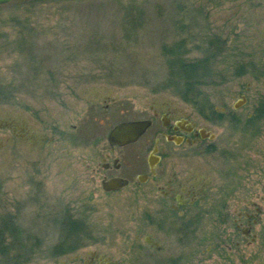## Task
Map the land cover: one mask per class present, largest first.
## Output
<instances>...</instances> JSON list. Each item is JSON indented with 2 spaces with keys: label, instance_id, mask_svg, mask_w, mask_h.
I'll return each instance as SVG.
<instances>
[{
  "label": "rangeland",
  "instance_id": "374dc122",
  "mask_svg": "<svg viewBox=\"0 0 264 264\" xmlns=\"http://www.w3.org/2000/svg\"><path fill=\"white\" fill-rule=\"evenodd\" d=\"M176 43L183 44L187 60L209 57L213 80L202 87L208 96L200 97L204 98L200 102L210 103L220 113L224 104L230 107L235 101L238 85L231 74L237 62H264V0H14L2 4L0 125L5 119L24 123L41 118L47 124L71 125L87 117L95 125H114L146 116L165 101L193 112L177 95L179 91L167 86L170 69L164 48ZM223 72L230 79L224 85L219 81ZM230 124L229 118L222 119L224 126L214 142L222 152L208 160L217 173L231 167ZM109 130L83 131L75 147L72 128H64L60 134L53 133L63 147L46 154L17 140L10 129L0 128L4 145L0 149V264L75 263L71 248L77 244L82 253L93 246L111 251V246L126 245L125 238L150 231L139 225L141 205L131 198L132 188L106 194L93 165L87 169L82 161L100 163L102 152L108 151ZM96 136L105 142L87 146ZM134 152V146L123 147L113 156L130 166ZM70 220L82 222L83 228L74 229ZM220 220L215 210L204 214L202 233L197 232L203 244L195 253L181 249L182 264H264V236L251 244L246 240L237 246L229 240L220 245L222 230L226 235L232 231L231 223L224 227ZM69 231L72 235L66 236ZM171 231V238L185 236ZM63 241L67 246L60 251L56 247ZM121 256L114 253L115 258ZM142 264L157 261L145 253Z\"/></svg>",
  "mask_w": 264,
  "mask_h": 264
},
{
  "label": "flooded vegetation",
  "instance_id": "af4514ba",
  "mask_svg": "<svg viewBox=\"0 0 264 264\" xmlns=\"http://www.w3.org/2000/svg\"><path fill=\"white\" fill-rule=\"evenodd\" d=\"M234 67L231 80L238 85L236 98L230 107L224 104L220 113H216L210 103L201 104L204 98L192 101V95L186 97L177 93L187 106L193 107V112L165 101L157 103L146 116L124 119L114 125L101 122L95 125L89 117L71 125L47 124L43 118L40 123L4 120L0 128L10 129L17 140L46 154L63 147L64 144L58 146L56 133L60 134L64 128H72L75 147L80 144L81 132L110 128L106 137L108 151L102 152L100 163L82 161L87 169L93 165L92 171L99 174L106 194L132 188L131 198L141 205L138 207L139 225L150 231L144 236L125 238L126 245L111 246V251L93 246L88 253H82L77 244L71 248L76 262L69 264H142L145 253L151 254L157 264H182L181 249L187 247L194 253L200 249L204 239L197 236V232L202 231L204 214L213 210L221 216L220 224L224 227L232 224L231 234L226 235L223 230L220 233V245L229 240L237 246L246 240L251 244L264 236V62L243 59ZM219 81L224 85L230 79L223 72ZM223 118H229L231 123L228 126L232 132L231 167L223 169L220 165L221 173H217L208 160L222 152L214 142L219 128L224 126ZM138 120H149L150 124L136 141L124 146L110 145L108 137L117 124ZM103 142L102 137L96 136L94 141L85 143L97 147ZM132 146L135 152L130 166L113 156L118 148ZM3 148L0 144V149ZM115 178L128 183L106 191L103 182ZM79 222L70 220L69 223ZM172 229L185 236L171 238ZM114 251L123 257L115 258ZM202 251L207 254L206 249Z\"/></svg>",
  "mask_w": 264,
  "mask_h": 264
},
{
  "label": "trees",
  "instance_id": "16d2710c",
  "mask_svg": "<svg viewBox=\"0 0 264 264\" xmlns=\"http://www.w3.org/2000/svg\"><path fill=\"white\" fill-rule=\"evenodd\" d=\"M165 54L168 56V65L170 69L169 83L168 87H175L178 94L183 96L192 95V101H200V97L204 94L202 87L211 85L212 83V68L209 64V58L197 59L194 61L187 60L183 55V44L176 43L173 46L164 48ZM74 229L75 226H78L77 229H82L83 224L73 223ZM74 232V230L72 231ZM66 236L72 235V233L66 232ZM67 244L63 241L56 248L61 251V248H64ZM69 247V246H68Z\"/></svg>",
  "mask_w": 264,
  "mask_h": 264
},
{
  "label": "water",
  "instance_id": "95a60500",
  "mask_svg": "<svg viewBox=\"0 0 264 264\" xmlns=\"http://www.w3.org/2000/svg\"><path fill=\"white\" fill-rule=\"evenodd\" d=\"M14 0H0V5L7 4ZM149 120L126 121L117 124L110 132L108 140L111 146H124L136 141L149 126ZM127 181L115 178L103 182V188L106 191L122 188L127 185Z\"/></svg>",
  "mask_w": 264,
  "mask_h": 264
}]
</instances>
